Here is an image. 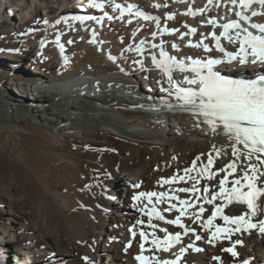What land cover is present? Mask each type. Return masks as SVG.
Segmentation results:
<instances>
[{
    "label": "bare ground",
    "instance_id": "1",
    "mask_svg": "<svg viewBox=\"0 0 264 264\" xmlns=\"http://www.w3.org/2000/svg\"><path fill=\"white\" fill-rule=\"evenodd\" d=\"M97 2L110 13H115L116 4H137L138 11L160 17V27L154 23L138 33L140 20L132 18L130 26L107 23L101 30L74 26L65 31L56 21L72 0H0V88L5 89V75L11 72L16 71L25 80L14 92L0 94V134L11 131L19 143L12 158L2 149L0 136V264H15L10 253L27 264H138L134 257L140 254L141 230L160 238L166 235L161 229L167 233L174 230L155 217L151 221L156 225L153 229L149 217L141 213L155 206L175 219L179 215L176 209H164L170 203L180 207L178 200L156 203L153 197L152 204L146 198L133 200L141 192H167L194 205L181 221L195 230L185 241L193 242L199 235L196 248L201 251L189 252L179 264H230L251 256L254 262H262L264 233L259 227L264 214L260 211L247 217L255 228H242L227 239L222 234L207 245L217 226L236 227L218 215L213 226L205 229L215 207L227 201L217 199L209 204L195 198L205 195V187L209 193L219 191L218 181L226 175L219 169L235 160L232 141L223 134H211L198 116L162 112L160 104L171 100L174 87L170 88L163 74L155 76L150 65L154 54L149 48L157 43L178 60L219 57L210 34L218 32L223 7L228 15L235 16L230 13V0ZM189 9L202 11V17L186 14ZM168 14H174V19L168 20ZM253 20L264 22V16ZM164 28L179 31L169 34ZM190 28H196V33L181 38ZM57 34H61L59 42L53 40ZM69 39L73 43H67ZM189 41H202L212 51L192 47ZM173 43L178 48H172ZM224 43L236 47L226 40ZM137 47L143 51L137 52ZM134 61H141L144 70ZM251 70L249 66L246 71ZM142 74H148L150 84L141 82ZM173 79L182 83L175 75ZM162 87L172 94L161 91ZM15 95L25 97L26 107L16 101ZM237 147L245 151L242 145ZM217 149L226 154L217 156ZM209 155L214 160L211 171L216 173L211 180L197 175L207 165ZM194 161L196 168L190 175L199 179V193L178 192L180 187H191L187 177L171 185L162 184L172 176H185L184 170L192 168ZM238 175L239 171L229 176L226 187L231 188V181ZM200 206L205 211L194 221L192 217ZM246 211V205L239 203L224 208V214L230 216ZM138 220L146 226H135L137 235L133 237L127 228ZM184 245L167 252L153 249L151 255L170 260ZM231 245L236 256L224 251ZM145 247L151 249L147 242Z\"/></svg>",
    "mask_w": 264,
    "mask_h": 264
},
{
    "label": "snow or ice",
    "instance_id": "2",
    "mask_svg": "<svg viewBox=\"0 0 264 264\" xmlns=\"http://www.w3.org/2000/svg\"><path fill=\"white\" fill-rule=\"evenodd\" d=\"M211 2V0H209ZM231 4L237 7L239 10L235 12V15L239 18L238 20H230L220 27L222 31L217 35L213 33L215 39L216 50L221 54V58H209V59H193L187 58V62L184 60H178L175 56H170L167 52L161 48L160 58L157 59L155 55L152 56L153 64L157 69L161 71L163 76L167 77V82L170 88L175 89V96L180 102L182 110L191 112L194 116L203 117L202 123L207 125L208 131L216 136L221 134L225 135L228 140L232 141L231 155L235 157L226 166L219 169L220 172H225L226 175L218 181L219 191L209 193V188L205 187L203 192L205 195L196 196V199H204L207 203L211 204L217 199L226 200L227 204L239 203L246 205L247 211L239 215H225V205H217L215 211L212 212L204 224L205 229L213 226V221L218 215H220L226 224H234L236 227L221 228L216 227L215 231L211 233L208 238V243H212L214 240L221 238L227 239L233 232L255 228L256 224L250 222L247 217L255 216L257 211L264 214V72L254 73L255 79H232L228 75L222 74L224 71L230 70L235 65L247 66V65H261L264 66V23L252 22L249 27L256 29L254 33L249 31L248 27H243L240 21L249 23L251 17L264 16V0H230ZM253 5H258L261 11H257ZM154 7H160V5H153ZM167 6V5H165ZM88 7L91 8H102L103 4L97 2V0H88ZM135 5H128L127 11L131 12ZM115 8L120 9L121 16L125 9L121 8V5L116 4ZM250 12V15L246 14ZM189 15H195L196 13L189 9ZM137 16L143 17L145 20H152L156 26L160 27V17L149 16L141 11L135 13ZM66 23L68 22L67 17L62 18ZM72 19L84 24L85 20H98L97 17L93 16H76ZM168 20L174 19V14H168ZM39 22V21H37ZM44 23H48L47 20ZM57 24L61 23V20L56 21ZM209 23L215 24V21H209ZM71 26V25H70ZM75 30V29H73ZM164 32L169 34L179 31L178 29L164 28ZM196 28H190L188 33L184 35L196 33ZM258 33V34H257ZM155 37L156 33H152ZM221 38L226 40L229 44L236 45V47L228 51L226 46L222 45ZM59 42V38H57ZM94 42V41H93ZM67 43L71 44L73 41L69 39ZM144 42L142 41L141 44ZM189 45L192 47L203 46L205 51L211 52L212 50L207 44H202V41L196 44H192L189 41ZM172 48H178V45L173 43ZM153 48L158 47L153 44ZM61 51H63V45H60ZM137 52H142V47L136 48ZM112 59V57H109ZM141 65V70H144L143 63L141 61H134ZM174 70H179L182 73H191L192 75H185L184 82L188 87H183L179 82H175L173 79ZM160 83V81H157ZM196 86V87H192ZM161 91H169V89L161 88ZM237 145H242L245 151H242ZM217 156L222 154V150L217 149ZM255 157V162H252ZM198 159V158H197ZM208 163L201 171L197 174L198 176L206 177L207 179H213L216 173L211 171V166L214 160L211 155L208 156ZM247 161V163H245ZM239 162V163H238ZM196 168L195 161L193 167L185 169V176H172L170 178L162 180V184L171 185L176 181H184L185 177L192 181L191 187H180L178 192L181 193H199L200 188L199 179L192 177L190 173ZM232 181V187H226L228 183V177L237 173ZM243 181V182H242ZM139 187V185H135ZM243 189H247L244 191ZM176 191V190H174ZM156 198V203L170 202L172 200H178L180 207L176 204L170 203L168 209L164 211H170L176 209L179 215L174 220H168V224H174L184 229V235L188 234L189 229L182 223L181 218L187 213L188 208L194 207L189 200L180 199L177 195H170L167 192H141L138 195L133 196V200L142 201L147 199L149 204H152V198ZM259 201V203H258ZM146 207V206H145ZM141 211H144L141 208ZM205 211L203 206L199 207L198 213H195L192 219L198 220L200 215ZM149 217V226L153 229L156 225L152 224L153 217L159 220H164V216L158 211L155 206L152 207L151 211L146 213ZM144 221L138 220L137 224L143 225ZM166 233L165 237L161 239L156 236L155 233H147L144 230L139 232L141 237L140 249L141 254L135 257L140 264H177L180 256H177L176 260H160L155 255L145 256V242L149 243L155 251L163 250L169 251L170 248L180 243L181 233L176 232L175 234H168L166 229H161ZM260 232L264 233V221L260 222ZM132 236L135 237L137 233L132 229H129ZM151 235V240H149ZM201 237L196 235V240H200ZM240 243V241H236ZM130 246V243H129ZM189 248L193 245L189 244ZM195 251H201L200 248H195ZM186 249L181 248L180 254L185 253ZM224 251L231 252L232 256H236V251L233 248H226ZM219 259V257H214Z\"/></svg>",
    "mask_w": 264,
    "mask_h": 264
},
{
    "label": "rangeland",
    "instance_id": "3",
    "mask_svg": "<svg viewBox=\"0 0 264 264\" xmlns=\"http://www.w3.org/2000/svg\"><path fill=\"white\" fill-rule=\"evenodd\" d=\"M5 78H6L5 89L0 88V94H2V92H5L6 90L9 92H14V89L16 87L20 88L25 83V80H23L22 76L19 73H17L16 71L11 72L8 75L6 74ZM139 90H141L140 87H139ZM14 98L16 99V101L18 103H20L21 106L26 107L27 102H25L23 100V99H25V97L15 95ZM0 136L3 137L2 149L4 150L5 153H7L10 157L13 158L16 155L15 154L16 147L19 146V143L13 138V133L11 131H8L5 134H0ZM105 261H107V260H105Z\"/></svg>",
    "mask_w": 264,
    "mask_h": 264
},
{
    "label": "water",
    "instance_id": "4",
    "mask_svg": "<svg viewBox=\"0 0 264 264\" xmlns=\"http://www.w3.org/2000/svg\"><path fill=\"white\" fill-rule=\"evenodd\" d=\"M123 93H126V90H123Z\"/></svg>",
    "mask_w": 264,
    "mask_h": 264
}]
</instances>
